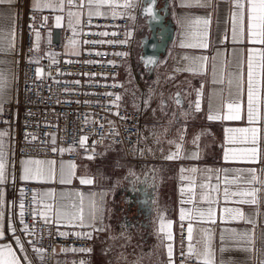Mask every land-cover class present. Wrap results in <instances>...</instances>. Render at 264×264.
I'll use <instances>...</instances> for the list:
<instances>
[{
	"label": "crops",
	"instance_id": "obj_1",
	"mask_svg": "<svg viewBox=\"0 0 264 264\" xmlns=\"http://www.w3.org/2000/svg\"><path fill=\"white\" fill-rule=\"evenodd\" d=\"M122 4L123 0H119ZM141 0H135V6L125 10L122 7L115 9L116 15H128L131 25L143 23L138 15ZM25 8L31 9L30 0H16L12 7L0 6V39H4L7 44L9 39H13L9 35L11 30L15 28V47L17 53L21 46V15ZM219 12L211 17L209 26V35L207 38V48L184 47L182 44L195 43V40L185 37V28H182L180 20L183 18L195 19L203 18L205 12H211V9L186 8L183 6L182 0H169V17L174 25V37L166 50L165 55L161 58L156 66L153 76L148 81L152 86L154 94L152 103L145 106V128L143 135L146 139L148 133L153 136V131L159 136L160 142L157 143L153 137L152 146L149 145L153 157L141 163L137 169H132L124 157V153L120 149H115L105 145L97 148L95 159L93 161L78 160L69 162L65 160L54 161V177L51 180H24L22 161L16 160L11 153V134L6 128H1L0 133H4L3 144L5 152L7 182L0 185V192L3 193V204H0V210H3L4 217L0 221V229H2L7 239L0 240V244L8 243L13 245V250L20 253L15 246V238L12 229H16L19 225L20 215V192L19 185L32 184L36 187V195L53 191L56 194L55 201H44L45 203H53L56 201L64 204L75 202L80 203L83 197V205L85 215L88 211L90 197L93 193L105 192V212H104V231L92 232L93 247L90 254L92 264H109L112 254L119 255L125 261V264H169L166 244L171 243L173 247L176 242L178 229L181 226L188 227L189 223L193 225V240L189 241L186 246L191 245L199 251L206 237L211 238L213 251L215 253L216 264H255L260 259L259 256L253 257L249 253L240 250L241 245L229 239L233 232H245L251 227L240 220H233L225 209H237L245 213L252 211V207L240 204L239 196L229 195L226 199L224 189L227 187L231 192L243 190L246 185L240 181L236 183H228L236 179L235 173L238 170L248 168H260L259 164H249L239 161H225V152L233 148L243 147L239 144H229L227 136L229 133L226 129L249 127L246 119L232 121L223 119L209 120L210 114L223 115L226 113V104L229 100L227 91V79L229 73L234 70L235 60L239 55L241 60L240 72L246 82V54L247 49L251 47H261L259 45H251L245 41L244 43L232 41L231 22L228 15V5L222 3L219 5ZM73 12L78 11L75 7L71 9ZM68 9L63 12L44 9L35 12L37 17L44 25L40 32L39 51H36V57H46L53 61V53L47 51L43 45L51 41V34L54 29L60 30L62 33H70L72 39L77 41L75 47L79 46V25H75L76 33L68 26ZM101 13L107 11V15L94 17L110 18L113 16L111 9L101 8ZM61 16L60 27L56 26V17ZM47 17V21L44 18ZM88 18L87 9L82 11L81 21ZM72 45L69 41L65 43L64 53L67 56H76L72 54ZM79 50V49H78ZM219 53V55H218ZM52 54V55H49ZM208 57L207 62L203 65V69L199 72L187 71L193 58ZM187 57L188 59H185ZM215 57V61H213ZM0 72L6 80L5 96L7 99L4 106L9 103L13 95L17 92L20 85V69L18 59L15 55H0ZM215 63L216 75L213 73V64ZM223 67V77L225 84L216 83L215 80L221 74ZM150 87V86H149ZM201 91L198 97V91ZM179 92L183 100L182 107H176L173 96ZM200 99V111L194 110V102ZM209 98H213V103L220 108L219 113L209 112ZM242 105H246V90L242 93ZM149 107V108H148ZM148 108V109H147ZM2 112H0L1 114ZM259 127V125H257ZM150 128H154L151 131ZM182 130V131H181ZM183 136V141H179V137ZM264 135V130H262ZM198 137V139H196ZM177 141L181 143L180 158L168 160L166 156L170 152L176 151L174 145L169 141ZM195 141V142H194ZM261 148H264V140H261ZM195 154V156H194ZM32 159V158H27ZM43 160V159H40ZM49 161V160H45ZM75 165L74 175L71 183L61 184L60 167L65 166V174L69 169L68 165ZM196 168V173L188 171L182 172L181 169ZM134 171L137 176L145 173H151L155 169V187H153V213L149 222L134 221L128 223L126 218L130 219V215L122 212L124 204L129 201L124 194L125 181L128 177L129 170ZM226 171H220V170ZM85 174L93 179V184H81L77 177H83ZM134 177V176H133ZM184 177V179H181ZM194 180V184L189 179ZM151 184L149 181L148 185ZM200 185H204L203 188ZM193 188V192H185L182 196L181 189ZM60 193H64L63 200ZM189 195L192 202L187 201ZM205 196L206 199H201ZM37 199L40 197L37 195ZM211 207L213 215L211 219L207 216L200 219H189V214L195 217V209L207 211ZM38 211H44L43 203L37 205ZM160 211L165 217V223H171L172 240L164 241L162 245L158 234L159 221L157 212ZM185 212V219L181 221L180 213ZM49 215L54 217V213ZM214 221V223L212 222ZM259 226L264 227V222L257 217ZM62 228L66 234L75 232L90 231L87 228H79L65 226L63 223L54 224ZM189 254V253H188ZM197 261L194 254H190ZM35 264H40L39 258H34ZM199 263V261H198ZM54 264H66L62 256L55 258Z\"/></svg>",
	"mask_w": 264,
	"mask_h": 264
},
{
	"label": "built area",
	"instance_id": "obj_2",
	"mask_svg": "<svg viewBox=\"0 0 264 264\" xmlns=\"http://www.w3.org/2000/svg\"><path fill=\"white\" fill-rule=\"evenodd\" d=\"M21 23V46L15 55L21 81L17 92L0 114V129L6 128L11 134L12 156L16 160L93 161L95 155H91L92 149L96 152L97 148L108 145L122 150L132 169H137L141 163L153 157L143 135L145 100L149 88V76L138 61L140 31L145 28L143 23L131 25L128 15L84 18L78 33L80 54L76 56L64 53L65 43L71 40L72 35L54 29L51 41L43 45L53 53V61L40 57L38 64L29 63L30 57H36V50L30 52L29 47L35 45L33 26L40 33L44 25L30 8L23 10ZM36 67L43 69L40 78L35 75ZM131 85L133 97H129ZM117 95L121 97L119 108L114 107ZM121 116L127 119H121ZM109 121L112 122L111 126ZM101 125H104L103 129ZM112 126L118 130L119 136L113 140L109 135L101 140V137L110 133ZM83 135H87L88 140L81 147L78 141ZM52 137H55V145ZM94 141L101 142L94 145ZM53 147L64 151H53ZM70 148L71 151L68 150ZM18 190L20 202L23 200L25 207L24 224L20 223L19 215L16 234L25 241L35 240L37 247L49 249L45 254L47 264H54L57 256H62L66 264H77L81 260L92 264L90 252L64 253L59 250L78 249L81 246L91 249L93 240L77 239L73 234L61 236L59 232H63L62 228L54 224L45 226L42 217L33 215V209H37L33 202L36 187L26 183L19 185ZM24 225L34 229L35 236L29 237L23 231ZM49 231L53 232V236L48 235ZM187 243V227L181 226L174 246L175 264H182V261L185 264H199L187 253ZM182 246L183 256L180 255ZM29 252H32L31 248ZM109 264H125V261L119 255L112 254Z\"/></svg>",
	"mask_w": 264,
	"mask_h": 264
},
{
	"label": "snow or ice",
	"instance_id": "obj_3",
	"mask_svg": "<svg viewBox=\"0 0 264 264\" xmlns=\"http://www.w3.org/2000/svg\"><path fill=\"white\" fill-rule=\"evenodd\" d=\"M16 3V0H0V6L12 7ZM31 9L33 12L42 11L44 9H50L52 11L63 12L65 9L67 11L68 17V26L72 28L73 33H76L75 25H79L81 22V15L84 9H87L88 18L94 16L107 15V11L101 13V8L111 9L113 16L116 15L115 9L122 7L125 10L131 9L135 6V0H123V3L120 4L119 0H30ZM183 6L189 9L198 8V9H211V12L206 11L203 18L188 19L183 18L180 20L182 28H185V37L187 39L195 40V43L182 44L184 47H193V48H207V38L209 35V26L211 23V17L213 14L219 12V5L226 3L228 5V15L231 22V32H232V41L234 43H247L255 46L259 45L261 47H251L247 49L246 54V82L244 77L241 75L240 67L241 60L239 55L234 62V70L229 73L227 79V91L229 100L226 104L227 111L223 115L219 114H210L208 116L209 120L214 119H223V120H232L238 121L246 119L249 127L243 128H229L226 129V132L229 133L227 136V142L229 144H239L243 147L233 148L225 152L224 159L225 161H239L249 164H259L261 167L248 168L238 170L234 175L236 179L234 181H228V183H236L240 181L242 184L246 185L243 190L233 191L230 193L229 189L226 187L224 189V196L227 199L229 195L239 196L241 199L238 201L240 204L249 205L252 207V211L245 213L239 208L237 209H225L228 212L229 216L233 220L243 221L245 224L250 225L248 231L245 232H233L230 234L229 239L233 240L235 243L241 245L240 250L249 253L251 256H259L260 259L255 262V264H264V227L259 226L257 222V217L261 218V221L264 222V148H261L260 142L264 140V135H262V130H264V0H182ZM75 7L78 11L73 12L71 9ZM149 15H152V8L146 9ZM47 17L44 18L47 21ZM61 16L56 17V26L60 27ZM32 30L35 32V45H30L29 51L33 50L39 51V42H40V33L35 31L33 26ZM102 35H107L108 33H101ZM13 39H9L7 44H5L4 39H0V55H17V50L15 47V28L9 33ZM84 43H90L89 41H84ZM95 43V42H91ZM69 44L72 45L71 52L74 55H79V50L75 47L77 41L72 39L69 41ZM52 55V54H49ZM100 55V53H97ZM117 55H120L119 53ZM219 55V53H218ZM185 59H188L185 57ZM215 61V57L212 58ZM208 57L200 56L193 58L191 65L185 69L187 71L199 72L203 69V65L207 62ZM39 63L37 58H29V63ZM55 62V61H54ZM3 63V61H0ZM213 73L216 75L215 63L213 64ZM43 74V69L41 67H36L35 75L37 78H40ZM216 83L221 85L225 84L223 77V67L221 68V74L215 80ZM6 80L3 76V73L0 72V112L3 111V104L7 97L5 96V86ZM78 83V82H77ZM246 90V105H242V93ZM201 91H198V97L201 94ZM108 95H111L110 93ZM116 103L114 107L119 108L120 96H116ZM147 104L148 101L145 100ZM179 103V101H177ZM201 104L200 99H196L194 102V110L200 111ZM209 112L210 113H219L220 108H218L213 103V98H209ZM119 115V113H116ZM121 119H127V117L121 116ZM87 122V121H85ZM109 125H112V122H108ZM259 125V127H257ZM101 129L104 128V125L100 126ZM83 131V130H82ZM182 131V130H181ZM111 136L113 140L119 136L118 130L112 126L110 133L105 134L101 137V140L106 139L108 136ZM4 133H0V185H3L7 182L6 174V163H5V152L3 144ZM153 137L156 142L159 143V136L153 131ZM25 139H28L26 137ZM32 139H36L32 137ZM198 139V137L196 138ZM88 140L87 135H83L78 143L81 147H84ZM179 141H183V136L179 137ZM101 141H94L93 144L99 143ZM195 142V141H194ZM52 143L55 145V137H52ZM170 144L174 145L176 151L170 152L166 156V159L173 160L180 158L179 153L181 150V143L177 141H169ZM53 151L63 152L64 149H57L53 147ZM71 151L72 149H68ZM87 152L88 149L86 148ZM91 155H97L95 149H92ZM91 155L89 158H91ZM195 156V154H194ZM23 168V179L24 180H51L54 177L53 164L54 161H45L38 159H25L22 162ZM69 171L67 175L65 174V166L61 165L60 167V178L59 183L66 184L71 183V178L74 175L75 165L67 166ZM182 172L188 171L191 173H196L198 169H181ZM226 171V170H220ZM155 169L151 170V173L144 174V180L140 181V177L137 174L129 170L128 175L136 177L138 182L149 183L152 182V187H155ZM81 184L91 185L93 184V179L89 178L87 174L83 177H77ZM184 179V177H181ZM194 184V180L189 178ZM201 188L204 185H200ZM192 193L193 188L190 186L187 189H181V194ZM39 195L40 199H37ZM33 196V202L36 205L43 203L44 211H38L36 208L33 209V215H39L43 218L45 226H50L52 224H61L65 226L87 228L90 231L86 232H75L70 233L77 237V239L90 240L92 239V232L94 231H104L106 225H104V212H105V196L107 193H93L89 200L88 211L85 215L83 197L81 196L80 203L76 204L72 202L70 204L60 203L56 201L55 205L53 203H45L44 201H55L56 194L53 191H48L45 193H40ZM3 193L0 192V204H3L2 199ZM65 197L64 193H60V198L63 200ZM201 199H206L205 196H201ZM191 203L192 197L189 195L187 201ZM20 223L24 224V202H20ZM54 213V217L49 215ZM195 217L189 214V219H200L207 216L211 219L213 215V209L209 207L207 211H202L199 208L195 209ZM4 213L3 210H0V221L3 220ZM157 217L159 221V230L158 234L161 239L162 245L164 241L172 240L171 231H166V229H171V223H165V217L162 212H157ZM180 219L183 221L185 219V212L181 211ZM214 223V221H212ZM17 229H12L13 235L15 236ZM23 231L28 234L29 237L35 236L34 229H30L27 225H24ZM193 225L192 223L188 224L187 227V239L189 241L193 240ZM49 236H53V232H48ZM59 235L66 236L64 232H59ZM183 237V231L181 233ZM5 232L0 229V240H6ZM183 244V239H182ZM15 246L20 253L23 255H18L17 251L13 250V245L8 243L0 244V264H35L34 258H39L40 264H47L46 261V252L49 251L45 246H36V241L33 239L24 240L20 236L15 238ZM29 248L32 249V252H29ZM167 255L169 264H175L173 260V247L171 243L166 244ZM55 252L56 249H51ZM59 251L67 253L69 251L74 253H88L91 251L90 248L81 246L80 248H61ZM189 254H194L198 259L199 264H216L215 253L213 251V245L211 244V238L206 237L203 243L202 248L197 251L191 245L188 248ZM180 255H184L183 246L180 250ZM77 264H86L85 261L81 260ZM182 264H185V261H182Z\"/></svg>",
	"mask_w": 264,
	"mask_h": 264
},
{
	"label": "water",
	"instance_id": "obj_4",
	"mask_svg": "<svg viewBox=\"0 0 264 264\" xmlns=\"http://www.w3.org/2000/svg\"><path fill=\"white\" fill-rule=\"evenodd\" d=\"M149 7L152 8V15L146 11ZM138 15L145 27L140 31L138 61L151 78L174 37V25L169 17V0H141ZM173 99L176 107L183 106L179 92L175 93ZM139 177L140 181L144 180V175ZM153 189L152 182L150 185L138 182L133 176L126 179L124 194L129 201L124 204L122 212L130 215V219L127 217V220L134 222L143 216L142 224L145 219L149 222L148 217L153 213Z\"/></svg>",
	"mask_w": 264,
	"mask_h": 264
},
{
	"label": "rangeland",
	"instance_id": "obj_5",
	"mask_svg": "<svg viewBox=\"0 0 264 264\" xmlns=\"http://www.w3.org/2000/svg\"><path fill=\"white\" fill-rule=\"evenodd\" d=\"M147 84H148V86H150L149 88H148V97H147V101H148V103H152V99H153V96H154V94L152 93V86H151V83L149 82V81H147ZM151 89V90H150ZM134 90H133V86L131 85V87H130V94L133 92ZM134 95L133 94H131V95H129V97H133ZM149 108V107H148ZM147 108V109H148ZM151 129V131L152 130H154V128H150ZM148 135V137H146V141L149 143V145L150 146H152V142H153V136H151V134H147ZM38 160H40V159H38ZM44 160V159H43Z\"/></svg>",
	"mask_w": 264,
	"mask_h": 264
},
{
	"label": "flooded vegetation",
	"instance_id": "obj_6",
	"mask_svg": "<svg viewBox=\"0 0 264 264\" xmlns=\"http://www.w3.org/2000/svg\"><path fill=\"white\" fill-rule=\"evenodd\" d=\"M145 213H147L146 210H145ZM142 218H144V217L142 216L141 219H142ZM148 218H150V215H149ZM141 219H139L138 221L141 222ZM127 222L133 224L131 221H127ZM139 222H137V223H139ZM143 223L146 224V223H147V220L145 219Z\"/></svg>",
	"mask_w": 264,
	"mask_h": 264
},
{
	"label": "bare ground",
	"instance_id": "obj_7",
	"mask_svg": "<svg viewBox=\"0 0 264 264\" xmlns=\"http://www.w3.org/2000/svg\"><path fill=\"white\" fill-rule=\"evenodd\" d=\"M151 90V89H150Z\"/></svg>",
	"mask_w": 264,
	"mask_h": 264
}]
</instances>
